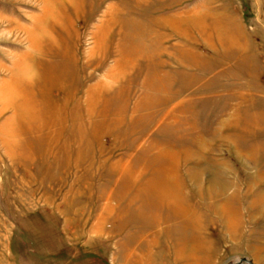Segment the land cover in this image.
I'll return each instance as SVG.
<instances>
[{
  "label": "rangeland",
  "instance_id": "374dc122",
  "mask_svg": "<svg viewBox=\"0 0 264 264\" xmlns=\"http://www.w3.org/2000/svg\"><path fill=\"white\" fill-rule=\"evenodd\" d=\"M244 257L264 0H0V264Z\"/></svg>",
  "mask_w": 264,
  "mask_h": 264
},
{
  "label": "water",
  "instance_id": "95a60500",
  "mask_svg": "<svg viewBox=\"0 0 264 264\" xmlns=\"http://www.w3.org/2000/svg\"><path fill=\"white\" fill-rule=\"evenodd\" d=\"M227 264H254L250 258L248 259L247 257L244 258H236V260H231L228 261Z\"/></svg>",
  "mask_w": 264,
  "mask_h": 264
},
{
  "label": "bare ground",
  "instance_id": "6f19581e",
  "mask_svg": "<svg viewBox=\"0 0 264 264\" xmlns=\"http://www.w3.org/2000/svg\"><path fill=\"white\" fill-rule=\"evenodd\" d=\"M195 178V177H194ZM213 183H214V181H213ZM198 185V184H197Z\"/></svg>",
  "mask_w": 264,
  "mask_h": 264
}]
</instances>
